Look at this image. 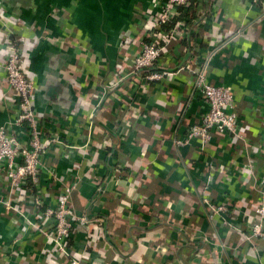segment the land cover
Here are the masks:
<instances>
[{"label": "crops", "instance_id": "1", "mask_svg": "<svg viewBox=\"0 0 264 264\" xmlns=\"http://www.w3.org/2000/svg\"><path fill=\"white\" fill-rule=\"evenodd\" d=\"M147 1L0 0V13L13 16L12 25L24 33L21 68L36 86L35 109L53 115L61 125H86L91 106L100 102L90 118L98 132L111 134V147L107 154L101 153L105 191L97 196L94 186L83 180L72 194L78 213L105 220L110 249L100 248L92 252L90 261L81 263L192 264L197 249L206 247L205 259L217 251L222 264H228V251L204 244L200 236L206 231L229 244L238 238L235 231L226 232L214 225L215 230L202 217L198 241L191 245L187 238H179L173 226L188 208L181 198L191 197L195 203L193 217L186 222L197 221L195 217L203 213L199 196L207 185L204 162L196 145L172 149L169 142L170 136L182 137L190 125L201 122L206 111L193 86V76L187 71L174 74L171 80L149 83L145 91H138L130 79L116 88L113 83L118 64L117 36L129 27L130 34H138L136 12L143 10ZM213 2L194 0L182 16L187 35L167 45L154 71L176 68L189 53L208 52L207 48L212 49L209 44L213 28L215 38L219 36L213 48L232 32H240L237 40L211 58L207 71L210 80L232 88L235 109L247 128L245 142L250 145V154L258 155L253 158L257 170L246 174V179L236 180L243 161L239 156L243 143L238 142L236 148L229 140L216 139L210 148V161L218 168L217 174L228 177L218 182L215 176L208 185L217 195L227 194L235 202L252 201L264 178V156L253 151L264 138V0ZM102 4L109 11L106 18L102 17L107 12ZM170 27L166 25V29ZM8 38L5 34V40ZM3 57L4 51H0V83L4 82ZM105 85L111 87L103 97L100 92ZM79 91L83 94L79 95ZM181 109L183 114L178 118ZM125 115L127 124L117 128V117ZM4 119L0 115V121ZM157 135L167 137L162 140ZM117 169L121 170L118 174ZM141 206L147 210L140 211ZM159 234L160 238L152 236ZM254 248L260 262L247 252V261L229 264L264 263V241ZM229 251L236 256L230 247ZM37 261L44 264L42 257Z\"/></svg>", "mask_w": 264, "mask_h": 264}, {"label": "built area", "instance_id": "2", "mask_svg": "<svg viewBox=\"0 0 264 264\" xmlns=\"http://www.w3.org/2000/svg\"><path fill=\"white\" fill-rule=\"evenodd\" d=\"M193 2L148 0L145 8L136 12L139 32L132 35L135 32L130 34L129 27L120 36L117 74L113 83L116 88L130 79L138 91H145L149 83L171 80L174 74L187 71L193 76V86L205 103L206 111L201 122L190 125L182 137L170 136L169 142L172 149L196 145L204 162L207 185L202 187L203 213L195 217L197 221L186 222L193 217L191 213L195 203H192L173 226L179 238L185 237L189 240L188 244L194 245L198 241L199 223L204 217L214 229L216 226L226 229V232L235 231L238 236L228 244L216 235L201 232L204 244L228 251L231 260L228 264L247 261V252H252L254 260L260 262L261 257L255 253L254 247L264 241V178L259 182L252 201L244 199V202H235L227 194L219 196L209 187L213 177L216 176L218 182L228 177L225 173L217 174L218 168L210 161V148L216 139L229 140V144L236 148L238 142L243 143L239 154L243 161L238 167L236 180L246 179V174L252 175L257 170L253 158L258 155L252 156L250 145L245 142L247 128H244L235 109L232 88L210 80L207 71L211 58L220 49L225 50L228 43L237 40L240 32H232L213 48L219 37L215 38L213 28L209 44L212 49L207 48L208 52L189 53L176 68L162 67L160 71H154L167 45L172 41L179 42L187 35L182 16ZM11 18L13 16L5 12L0 13V51H4L0 115L6 117L0 121V260L4 264H40L37 259L42 257L44 264H82L90 261L91 255L98 251L87 250L92 238L106 251L110 248L105 238V220L78 213L72 194L83 180L94 186L97 196L105 191L101 175L105 165L101 153L107 154L111 147V134L98 132L90 118L100 107V102L91 106L86 125H61L53 115L35 109L36 86L21 68L25 36L21 29L12 25ZM167 24H171L169 29L165 28ZM5 34L9 36L6 40ZM110 87L103 86L101 96L104 97ZM79 92V95L83 94ZM183 110L178 112V118ZM126 120V115L117 117L116 127L121 123L127 124ZM175 122L172 121V124ZM166 137L157 135L162 140ZM253 151L264 156V138ZM120 172L117 169L116 173ZM146 210L147 207H140V211ZM152 215L155 216V213ZM136 219L140 220L139 217ZM229 247L237 257L229 251ZM242 249L244 252L240 251ZM207 253L204 247H199L191 258L192 264H206L203 255ZM208 259L214 264L223 262L217 251H212Z\"/></svg>", "mask_w": 264, "mask_h": 264}, {"label": "trees", "instance_id": "3", "mask_svg": "<svg viewBox=\"0 0 264 264\" xmlns=\"http://www.w3.org/2000/svg\"><path fill=\"white\" fill-rule=\"evenodd\" d=\"M168 27V26H167ZM165 28H166V26H165ZM22 30V29H21ZM4 37H5V35H4ZM217 42H215L214 44H216ZM218 43H220L219 41H218ZM201 197H202V189H201V194H200V196H199V199H201ZM182 200H183V202L189 207L194 201H192V198L191 197H188V198H186V199H183V198H181ZM153 237H157V238H160V234L158 235V236H155V235H152ZM100 248H102L101 246H100V244L96 241V239H91L90 240V243H89V245L87 246V250L88 251H93V250H100ZM210 259H206V264H209L210 263ZM0 264H4V262L2 261V260H0Z\"/></svg>", "mask_w": 264, "mask_h": 264}, {"label": "flooded vegetation", "instance_id": "4", "mask_svg": "<svg viewBox=\"0 0 264 264\" xmlns=\"http://www.w3.org/2000/svg\"><path fill=\"white\" fill-rule=\"evenodd\" d=\"M102 6L105 7V5H103V4H102ZM105 8H106V11H107V12H106V15H105V14H102V17H105V18H106V16L108 15L109 11H108V8H107V7H105ZM117 9H118V7H116V10H115V11H117ZM8 15H10V14H8ZM124 28H125V27H124ZM124 28H123V29H124ZM127 29H128V28H127ZM127 29H124V31L127 30ZM123 34H124V32H123V33H120V35L117 36V37H118L117 39L119 40L120 36L123 35Z\"/></svg>", "mask_w": 264, "mask_h": 264}, {"label": "rangeland", "instance_id": "5", "mask_svg": "<svg viewBox=\"0 0 264 264\" xmlns=\"http://www.w3.org/2000/svg\"><path fill=\"white\" fill-rule=\"evenodd\" d=\"M206 248V247H205Z\"/></svg>", "mask_w": 264, "mask_h": 264}]
</instances>
